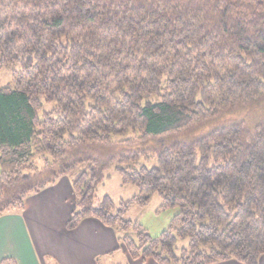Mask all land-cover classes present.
Here are the masks:
<instances>
[{
  "label": "trees",
  "instance_id": "1",
  "mask_svg": "<svg viewBox=\"0 0 264 264\" xmlns=\"http://www.w3.org/2000/svg\"><path fill=\"white\" fill-rule=\"evenodd\" d=\"M5 68L0 218L67 178V228L97 219L133 261L259 264L264 0H0ZM112 168L179 209L160 237L96 205Z\"/></svg>",
  "mask_w": 264,
  "mask_h": 264
},
{
  "label": "crops",
  "instance_id": "2",
  "mask_svg": "<svg viewBox=\"0 0 264 264\" xmlns=\"http://www.w3.org/2000/svg\"><path fill=\"white\" fill-rule=\"evenodd\" d=\"M76 209V198L67 178L31 196L23 211L0 218V264L13 259L17 264H110L121 254L124 263L133 261L119 244L117 234L97 219L83 220L74 230L67 228ZM220 264H240L229 261ZM259 264H264V256Z\"/></svg>",
  "mask_w": 264,
  "mask_h": 264
},
{
  "label": "rangeland",
  "instance_id": "3",
  "mask_svg": "<svg viewBox=\"0 0 264 264\" xmlns=\"http://www.w3.org/2000/svg\"><path fill=\"white\" fill-rule=\"evenodd\" d=\"M13 81L12 70L5 68L0 75V85L8 86ZM256 117L259 116L256 112ZM253 114H250V120ZM220 120V119H219ZM218 120V122H219ZM117 140V138H114ZM175 140L186 141L187 135L178 136ZM145 166L152 169L157 166V160L141 161L139 167ZM1 174V168H0ZM107 177L97 188V201H101L104 197H110L114 203V214L118 210H124L123 219L134 225L141 226L153 238H158L170 227L173 219L179 213L177 207L163 208V203L158 195H153L146 205L133 203L134 198L138 197L139 190L132 184H124L116 168H112L107 172ZM124 205L128 206L126 209ZM180 247L186 246L187 242H181ZM110 264L124 263V257L118 254L112 258Z\"/></svg>",
  "mask_w": 264,
  "mask_h": 264
}]
</instances>
